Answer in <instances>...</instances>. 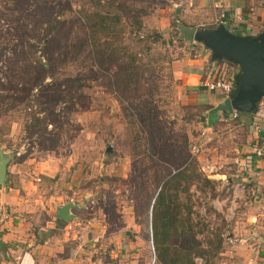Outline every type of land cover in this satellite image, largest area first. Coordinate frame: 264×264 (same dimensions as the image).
<instances>
[{"label": "rangeland", "instance_id": "rangeland-1", "mask_svg": "<svg viewBox=\"0 0 264 264\" xmlns=\"http://www.w3.org/2000/svg\"><path fill=\"white\" fill-rule=\"evenodd\" d=\"M178 2L0 0V149L8 165L43 164L62 182L55 188L63 200L84 204L83 218L104 217L110 229L120 213L131 224L124 240L133 245L110 252L112 243L96 241L92 264H160L150 241L153 197L190 158L214 181V196L209 187L189 186L179 195L183 209L189 204L193 220L222 234L212 264H233L232 221L216 206L230 194L226 176L234 181L245 128L240 119L208 114L219 95L178 77L174 62L189 63L200 47L180 36L182 13L194 12ZM104 13L109 35H91L86 20ZM218 68V77L238 71L225 61ZM193 144H200L196 156ZM205 160L214 173L201 170ZM201 237L185 233L169 242L185 249Z\"/></svg>", "mask_w": 264, "mask_h": 264}, {"label": "crops", "instance_id": "crops-1", "mask_svg": "<svg viewBox=\"0 0 264 264\" xmlns=\"http://www.w3.org/2000/svg\"><path fill=\"white\" fill-rule=\"evenodd\" d=\"M181 3L183 10L191 7V12H194L182 13V23L190 26H215L214 22L223 8L228 26L236 34L256 35L264 30V0H181L175 5ZM215 3L219 6L214 7ZM235 16L241 17V21H234ZM199 46L198 52L203 48L201 44ZM198 55L195 53L192 57ZM181 59L174 62V68L178 77L192 88L219 75L218 64H208L206 55L202 60L190 58L189 63ZM203 62H207L206 69ZM219 100L218 96L216 101ZM220 113L222 121L229 120L224 118L227 112ZM238 119L244 125L246 139L237 145L239 156L235 158L234 181L225 173L214 175L226 176L228 186L225 190L231 188L230 194L224 193L217 198L216 208L223 209L225 219L232 221L235 254H228L233 256V264H254L259 256L250 246L264 245V114L244 112ZM253 121L257 125L252 126ZM257 150L260 155L255 154ZM41 167L43 164L24 166L13 161L7 167L4 183L0 184V264H92L91 255L96 241L112 243L110 252L133 245L124 240V234L131 225L127 216L117 213L115 225L112 224L110 229V223L104 217L93 215L83 218L84 204L63 200L55 188L62 182L58 178L53 180V173ZM67 202L77 205L70 209L73 218L62 220L63 225L57 224L56 208ZM132 229L138 233V228Z\"/></svg>", "mask_w": 264, "mask_h": 264}, {"label": "trees", "instance_id": "trees-1", "mask_svg": "<svg viewBox=\"0 0 264 264\" xmlns=\"http://www.w3.org/2000/svg\"><path fill=\"white\" fill-rule=\"evenodd\" d=\"M108 19L109 17L104 13L99 15L98 21H93V23L86 20L85 25L91 35H94L98 29L109 35ZM103 45H106V41ZM223 61L233 64L227 59L217 60L213 63L218 64ZM213 183L212 179L199 170L197 160L190 158L183 168L164 179L158 187L153 197L149 225L150 241L160 264H195L196 257L202 259V264H212L222 252L224 243L222 234L216 230L208 231L206 228H202L199 221L193 220L192 213L194 211L191 206L185 204L183 209V204L179 199V195L189 186H194L198 191L209 187V197L212 198L214 196ZM217 215L219 214L217 213ZM56 223L63 225L64 222L58 218ZM185 233L202 237L199 242H195V246H188L185 249L169 242L171 238L181 237Z\"/></svg>", "mask_w": 264, "mask_h": 264}, {"label": "water", "instance_id": "water-1", "mask_svg": "<svg viewBox=\"0 0 264 264\" xmlns=\"http://www.w3.org/2000/svg\"><path fill=\"white\" fill-rule=\"evenodd\" d=\"M180 36L201 44L208 52V61L227 59L237 66L234 74L236 90L217 101L206 112L216 114L226 110L256 113L257 102L264 98V30L256 35L236 34L224 24L212 27H195L177 22ZM10 156L0 149V184L6 178ZM73 202L57 206L56 216L63 221L73 218L70 209L76 208Z\"/></svg>", "mask_w": 264, "mask_h": 264}, {"label": "built area", "instance_id": "built-area-1", "mask_svg": "<svg viewBox=\"0 0 264 264\" xmlns=\"http://www.w3.org/2000/svg\"><path fill=\"white\" fill-rule=\"evenodd\" d=\"M219 5L217 3L214 4V7H218ZM234 21H241V17L239 16H235ZM215 25L218 24H224L226 27H228L230 29L229 25V21H228V17L225 14V10L223 8L220 9L219 13H218V18L215 20ZM232 30V28L230 29ZM233 31V30H232ZM198 56L196 57H192L194 59H198V60H202V57L204 55H206L208 57V52L205 49V47H203L199 52H198ZM191 60H194L192 59ZM187 61H190V57L188 58ZM220 73V72H219ZM203 85L210 91L216 92L220 99H223L225 96H229L231 95L232 91L236 90V83L234 80V74L232 73L230 76H224V72L222 73L221 77H213L210 78L206 81L203 82ZM225 112H227L224 115L225 119H238L239 118V114L241 112H238L236 110L230 109V110H226ZM262 113L264 114V98H261L258 102H257V109H256V113ZM252 126L257 125L255 121L251 122ZM200 151V144H193L191 146V154L192 156H196ZM256 155H260V151L257 150L255 151ZM201 170L204 172H207L208 174H212L215 171V166L214 164H212L209 160H205L204 163L201 166ZM252 250H257V255L259 256L260 260L264 261V245H259V246H254L252 248ZM198 262V264H201L202 259L201 258H196L195 259V263ZM264 264V262H263Z\"/></svg>", "mask_w": 264, "mask_h": 264}]
</instances>
